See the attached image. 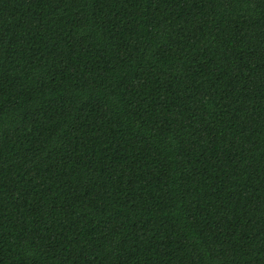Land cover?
I'll list each match as a JSON object with an SVG mask.
<instances>
[{
    "label": "trees",
    "instance_id": "16d2710c",
    "mask_svg": "<svg viewBox=\"0 0 264 264\" xmlns=\"http://www.w3.org/2000/svg\"><path fill=\"white\" fill-rule=\"evenodd\" d=\"M0 264H264V0H0Z\"/></svg>",
    "mask_w": 264,
    "mask_h": 264
}]
</instances>
